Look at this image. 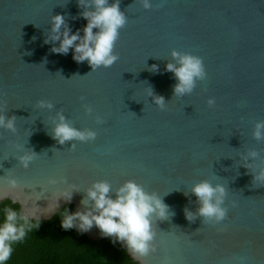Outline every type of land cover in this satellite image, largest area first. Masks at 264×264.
<instances>
[{"label": "water", "instance_id": "water-1", "mask_svg": "<svg viewBox=\"0 0 264 264\" xmlns=\"http://www.w3.org/2000/svg\"><path fill=\"white\" fill-rule=\"evenodd\" d=\"M119 3L127 22L118 59L93 70L71 49L52 52L53 16L83 35L79 0H0V117L13 121L0 125V205L49 221L66 205L91 207L81 201L96 181H107L115 198L134 180L169 209L153 219L156 251L143 264H264V128L255 136L264 124V0ZM173 51L203 61L205 76L190 93L174 94L177 80L166 70ZM61 115L95 137L58 143ZM27 154L34 159L25 167ZM202 181L224 188L219 221L199 214L192 187ZM70 186L69 202L60 193ZM84 234L115 239L95 226ZM115 244L131 258L124 242Z\"/></svg>", "mask_w": 264, "mask_h": 264}, {"label": "clouds", "instance_id": "clouds-1", "mask_svg": "<svg viewBox=\"0 0 264 264\" xmlns=\"http://www.w3.org/2000/svg\"><path fill=\"white\" fill-rule=\"evenodd\" d=\"M79 5L85 9L80 16L87 21L83 27L81 35L80 30L72 32L65 24L64 16L57 14L52 17L51 41H59L57 47L52 48L55 54H67L71 49L73 60L76 62L87 61L93 70L99 67H109L117 59L114 54L115 43L119 36V30L126 24V17L120 10L119 0H79ZM150 0H143V7L150 8ZM63 28V31H61ZM96 29L94 32L93 30ZM46 44L48 40L44 41ZM176 63H168L166 70L174 74L177 83L174 86L175 95L190 93L196 79L205 76L203 61L197 56L191 54H180L172 52ZM156 69V65L152 66ZM155 103L163 107L164 98L155 97ZM41 106L43 102H41ZM49 108L51 104L47 105ZM64 117L60 116V123L54 129L53 138L58 143L77 139L85 140L95 137V133L88 131L81 132L64 122ZM0 125L8 128L13 127L12 119L4 125L3 118L0 117ZM264 124H257L255 136L261 137L260 129ZM74 147V146H73ZM22 162L27 167L28 162L34 159V154L23 156ZM264 177V172L260 174ZM14 185V181L11 182ZM70 186L60 195L66 200L71 201L73 189ZM111 185L107 181H96L87 189V199L81 203L87 205L91 201V207H85L84 210L69 211L64 208V215L60 219V227L67 231L76 229L78 233L83 234L92 227L99 229L103 237H114L112 243L124 242L126 248L131 250V258L143 264L139 259L146 256L149 251L155 252L156 249L150 246L155 233L153 231V219H166L169 215L168 206L162 198L155 193H148L134 180H128L120 186L115 198L109 195ZM192 193L200 201L201 207L199 214L206 218H215L217 221L223 219L226 210L220 207L221 197L224 194L222 186L213 187L208 181H202L192 187ZM219 194V195H217ZM215 202H213V198ZM4 199V197H0ZM186 217L191 220L193 215L185 211ZM40 223L38 220L33 222L32 218L18 209L5 207L3 209L2 219H0V264H9L14 248L13 245L22 242L28 232L33 228L38 229Z\"/></svg>", "mask_w": 264, "mask_h": 264}, {"label": "trees", "instance_id": "trees-1", "mask_svg": "<svg viewBox=\"0 0 264 264\" xmlns=\"http://www.w3.org/2000/svg\"><path fill=\"white\" fill-rule=\"evenodd\" d=\"M5 207L20 211L19 205L7 201L0 205V219ZM65 207L74 212L73 205L64 206L51 220L39 221L38 229L33 228L22 242L13 245L9 264H138L111 239L94 241L76 229L63 230L60 219Z\"/></svg>", "mask_w": 264, "mask_h": 264}]
</instances>
